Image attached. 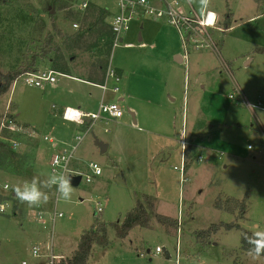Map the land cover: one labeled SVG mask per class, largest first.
I'll return each instance as SVG.
<instances>
[{
    "label": "rangeland",
    "instance_id": "1",
    "mask_svg": "<svg viewBox=\"0 0 264 264\" xmlns=\"http://www.w3.org/2000/svg\"><path fill=\"white\" fill-rule=\"evenodd\" d=\"M178 1L185 9L188 5L196 12L202 8L200 0ZM65 2H68L65 10H58L50 0L0 2V85L4 74L29 63L32 52L41 53L45 38L51 34L53 47L59 45L74 76L101 77L110 63L125 75L133 72L135 77L138 76L139 82L131 85L134 97L146 98L145 85L150 83L162 89V97L154 108L144 101H136L137 126L146 131L142 133L127 125L132 122L127 109L128 99L122 101L115 97L121 96V82L118 83L119 91L108 89L104 93L106 102L115 100L119 103L123 110L120 120L127 126L123 125L118 131L115 146L110 143L103 153H99L94 144L95 135L107 141L120 124L113 122L117 126L112 130L114 125L97 123L94 135L87 133L79 144L73 166L85 171L89 163L95 162L102 174L94 176L91 182L82 180L77 186H71L70 198H65L60 188L57 209L63 216L55 221L54 247L73 252L79 236L98 222L105 223L107 243L103 246L93 244L85 264H264V256L242 251L240 230H227L223 226L208 236L199 233L211 224L223 222H236L251 232L264 233V50H256L264 47V0H210L207 9L217 14L218 27L223 29L209 30L216 52L210 47L193 48L188 53L186 65L176 63L171 55L181 53L182 43L175 28L165 19L134 18L121 36L123 42L112 51L108 22L118 10L117 1L88 0L85 10L79 6L80 0ZM69 6L79 13L80 21L73 16L65 17ZM46 9H53V17ZM103 10L106 11L104 18L100 15ZM226 12L231 14L229 28H225ZM24 14L27 15L25 23L20 22L19 17ZM39 17L45 27L40 40L31 41L30 33L36 30L34 24L28 26L32 22L29 23L28 18ZM91 22L94 27L90 30ZM150 22L154 23L152 27H149ZM79 29L84 34L75 39L72 35ZM138 32L143 34L142 41L147 44L144 48L138 47L142 42L137 41ZM130 42L133 47L126 46ZM44 51L48 57L53 54L51 49ZM46 55L38 57L43 63L40 70L50 68L49 62L41 60ZM185 75L188 78L186 94ZM56 78L58 82L54 87L46 85L44 88L30 86L19 78L14 80L9 91L0 93V120L5 119L4 115L11 107V112L17 113L18 122L36 131L34 138L12 134L20 142L16 146L11 144L16 157L6 162L0 156V204H6L0 212V264H21L22 259L36 264L40 258L33 257L31 247L44 245L42 240L48 239V228H42L34 219L36 211L46 216L51 214L56 197L55 186L47 171L50 151L48 156L42 145L46 142L40 137L48 134L44 124L58 128L63 123L72 127V135L79 134L81 129L75 123L55 114L62 104L75 106L72 104L88 91H91V97L84 109H94L99 99V90L94 84ZM164 85L166 89H163ZM235 87L252 105H259L258 108L253 112L247 108ZM229 94L233 95L232 100ZM158 95L155 93L156 97ZM168 95L175 96L174 100ZM38 131L40 136H36ZM153 133L168 138L159 137L157 146L150 148L144 141L153 138ZM186 144L198 147L201 155L199 157L195 151L186 152V159L183 155L184 174L180 178V171L175 168L182 162L180 156L184 154ZM35 157L42 171L39 175L35 167L33 176H27L29 169L34 168L31 161ZM143 161L146 168L141 170L139 166ZM123 170L128 172V180H125ZM141 172L144 180L139 179ZM33 183L40 192V205L30 207L14 196V189L18 187L23 192ZM5 184L7 189L3 188ZM247 190L249 207L244 216L238 218L236 211L227 212L225 206L229 203L226 199L239 201ZM143 194L156 197L155 211L176 218L179 231L174 227L166 228L151 217L147 228L133 227L127 237L116 236L111 224L120 223ZM98 206L101 212H96ZM156 245L165 248L168 259L164 253L161 258L149 261L130 259L140 252L154 251Z\"/></svg>",
    "mask_w": 264,
    "mask_h": 264
},
{
    "label": "built area",
    "instance_id": "2",
    "mask_svg": "<svg viewBox=\"0 0 264 264\" xmlns=\"http://www.w3.org/2000/svg\"><path fill=\"white\" fill-rule=\"evenodd\" d=\"M118 4V10L111 15L109 19L110 25V38L112 41V51L115 47L122 43V34L129 28L130 21L136 17L149 16L153 19L162 20L165 19L170 25H172L181 40L182 51L181 58L185 65L188 62V53L191 49L200 50L202 48L210 47L213 52H216V46L213 40L210 38V29H220L218 27V16L217 14L209 9L201 8L199 12H196L193 7L188 5V9L181 6V2L178 0H116ZM88 0H80L79 6L83 10L87 9ZM214 14V16L212 15ZM74 27H78L77 23H73ZM129 46L130 44H126ZM224 64V63H222ZM228 70V69H227ZM56 76H65L53 70H42L33 73H28L19 76L17 79L22 78L30 86L44 87L46 85L55 86L57 83ZM185 77L184 94H186L188 78ZM104 82L102 84H94L101 91L100 100L97 107L90 111H83L75 106L63 107L60 117L67 122L75 123L80 129L81 133H76L72 135L71 140H61L56 137H51L47 135L41 136L42 139L49 144L51 153L48 160V174L51 177V184L55 186V202L53 212L46 216L41 211L34 212L35 221L42 225V228H48V239L42 240L44 245H33L32 255L35 259H39L36 264H71L74 253L72 251H59L54 247L53 236L55 221L57 218L63 216V212L57 209V197L60 194L59 190L61 188V180L67 179L69 175H80L81 181L91 182L94 176H99L102 174L100 167L97 163L91 162L87 165L85 171L80 170L73 166L74 156L78 149L79 144L85 137L87 133H91L97 123L119 121L122 117L123 110L118 102L111 101L106 102L104 98V93L110 89L112 92H117L119 90L118 83L120 81L119 77L115 75L113 67L110 63L107 66ZM110 80L112 83L110 84ZM235 91L238 92L252 112L253 109L258 108V106L252 105L246 98L241 94L240 89L235 87ZM229 98L232 99L233 95L229 94ZM186 103V96L184 97V107ZM184 110V109H183ZM85 125V126H84ZM84 126V128L82 127ZM6 128L11 132L18 133L27 137L34 138L36 133L29 126H25L22 122H8L1 121L0 128ZM71 142V144L69 143ZM20 144L19 141H15L13 146ZM182 178L183 172V160L178 168ZM183 169V170H182ZM264 182V178L262 179ZM3 188L7 189L8 185L5 184ZM30 189V188H28ZM0 212L4 211L6 204H0ZM96 212H101V207H96ZM179 212H181L179 210ZM180 228L177 229L179 231ZM164 247L157 246L154 251L146 250V252H140L137 255L131 257L130 259H135L137 261L147 259L161 258ZM176 257L178 256V247L175 250ZM167 259V258H166ZM176 262V261H175ZM21 264H29L27 259H22Z\"/></svg>",
    "mask_w": 264,
    "mask_h": 264
},
{
    "label": "trees",
    "instance_id": "3",
    "mask_svg": "<svg viewBox=\"0 0 264 264\" xmlns=\"http://www.w3.org/2000/svg\"><path fill=\"white\" fill-rule=\"evenodd\" d=\"M0 2H2V0H0ZM50 2L52 4V6H56V8L58 10H62V9L65 10L66 4H68V2H65V0H50ZM69 8H70V6L67 9L68 11L66 12L65 17L69 18V16H73L75 18V20L80 21L79 20V13H77V12H75ZM46 11L51 17H53L50 9H46ZM105 12H106L105 10L100 12V15L103 18H104ZM230 16H231V14L228 12H226L224 14L225 28L230 27V22H231ZM19 17H20V22L21 21H24V23L26 22L27 15H25V14L20 15ZM28 20H29V23L32 21L30 24H28V26L32 27V25L34 24L35 27L33 26V28L36 30V32L30 33V36H29L30 40L32 41V39H34L38 42L40 40L41 33L45 27V24L40 17L38 19L36 18L33 20L31 18H28ZM99 21L101 22L102 20H99ZM88 26L91 27L90 28V30H91L94 27V23L91 22ZM83 34H84V32L81 29H79V31L77 33L73 34L72 37H74L75 39H79L80 37L83 36ZM19 41H20V39H19ZM51 41H52V37L50 34L49 38L47 36L45 38V41L43 42V44L41 46V53L36 54L35 52H32L31 56L29 57V63L27 65H25L22 68H17V69L14 68V70L9 71L6 74H4L3 83L0 85V93L9 91L12 84L14 83V80H16L20 74H22L24 72L42 71V70H40L41 69L40 67L42 66L43 63H41L40 60H38V57H40V54L46 55L47 51H44L45 49L53 50V54L51 57H48L46 55L45 57L41 58V60L43 62H46V61L49 62L48 65L50 68L48 70H53V71H56L58 73L65 75V76H59V77H64L67 79L73 78L72 74L70 73L71 68L69 69L68 61H66L60 53L61 50H60L59 45L55 44L53 47V44L51 43ZM256 50L263 51L264 47L263 46L257 47ZM103 76L97 77V78L90 77V79H85V78H82L81 76H79V77L74 76V77L77 79L79 78V80H84L86 82H91L94 84H102L104 82ZM44 87H41V88H44ZM52 87H54V86H52ZM10 105H11V103H10ZM52 107L54 108V106H52ZM75 107H77V106H75ZM96 107H97V105H96ZM9 109H11V111L13 110V108H11V107H9ZM11 111L9 110V112H7L4 115L5 119H3V121H5L6 123H8L9 121L13 122V123L14 122L21 123V122H18L16 119L17 113L11 112ZM60 115H61V113H60ZM1 121L2 120H0V123H1ZM84 126H82V127L84 128ZM2 131H3V135L1 134V136H0V156L2 158H4V160L6 162H8L9 160L14 159L16 157L15 154L11 151L12 150L11 147H13V146H11V144L13 145V143L17 140V138L13 137V135H16L17 133L11 132L6 128L1 127L0 133ZM3 136H6L7 139L5 140ZM195 152L200 157L201 151H199V149H198V150H195ZM249 198H250L249 190H247V192L244 194V196L239 201H238V199H235V198H230L229 200L226 199V203H229L225 206L227 212L233 213L236 211L238 218H242L248 210ZM155 202H156L155 197H153L149 194L148 195H142L140 200H137L136 203L134 204V206L131 207L130 210L125 214L124 218L121 220L120 223L114 222L111 224L115 230L116 236L119 238L127 237V235L129 234L130 230L133 229V227L147 228L148 221L150 220L151 217H154L158 222L162 223L163 226L166 228L174 227V229H177L178 227L176 226V223H177L176 218H173L171 216H164V215L156 212L155 208H154ZM216 207L221 208L223 210V207H221V205H219V204H216ZM96 224L95 223L92 224V226L89 228V230L84 231L79 236L78 243L75 246V249L73 250L74 257H73L71 264H85L86 260L89 256V253L92 249L93 244L103 246L104 244L107 243V238H106L107 237V231H106L105 223L96 222ZM223 226L227 230H231L232 228H235L236 230H240L241 231L240 244H241L242 251L244 250L246 252L256 254L254 251L255 245L253 243L249 242L250 238L253 240L256 239V236H255L256 233L251 232V231H249L243 227L241 228V226L236 222H229V223L223 222L220 224H211L210 227H208L204 231H200L199 233L204 235V236H208L211 232H216V231L220 230V228ZM259 256H264V251H262L259 254Z\"/></svg>",
    "mask_w": 264,
    "mask_h": 264
},
{
    "label": "crops",
    "instance_id": "4",
    "mask_svg": "<svg viewBox=\"0 0 264 264\" xmlns=\"http://www.w3.org/2000/svg\"><path fill=\"white\" fill-rule=\"evenodd\" d=\"M187 6V5H186ZM190 6V5H189ZM188 7V6H187ZM189 8V7H188ZM153 22H150V24H149V27H152L153 26ZM141 26H143V24H141ZM143 34L141 33V32H138V34H137V41H142L143 40ZM151 38V37H150ZM152 39V38H151ZM128 44H130L128 47H133L134 45H133V43H128ZM146 42H141V43H139L138 44V47L139 48H144V47H146ZM127 46V45H126ZM175 52V51H174ZM171 55L173 56V59H174V61L176 62V63H181V61H182V58H181V53L179 54V53H171ZM129 65V64H128ZM129 67H130V65H129ZM113 69H114V72H115V75H117L118 77H119V79H120V81L119 82H121V85H120V92H121V96H115V97H117V100H122V101H124V99L125 98H127L128 99V102H127V109H128V112H129V115L132 117V122L131 123H128L127 125H129V126H133L134 127V129L137 131V132H142V133H146V131H144L143 129H141L139 126H137V123L139 122V119H138V112H137V107H136V105H135V103H136V101H144V102H146L149 106H150V108L151 107H156L157 106V104H158V102L160 101V99H161V93H162V89H160V88H158V86H155L154 84H149V85H145L146 87H145V92L144 93H147V95H146V98H141V97H134L133 96V93L132 92H134V91H132V89H131V85H132V83L133 82H139V78H138V76H136L135 77V75H134V73L132 72V73H129V74H124L123 73V71L121 70V69H118V68H114L113 67ZM153 74V73H152ZM105 75V74H104ZM72 77L73 78H71V79H73V80H79V78L77 79V78H75L74 77V75L72 74ZM103 79H104V76H103ZM105 80V79H104ZM79 81H81V82H83L84 84H86V85H91V86H94L93 84L94 83H91V82H86V81H84V80H79ZM119 86V85H118ZM140 86V85H139ZM94 87H96V86H94ZM98 90H99V96H98V101L100 100V95H101V91H100V89L98 88V87H96ZM167 87L164 85V87H163V89H166ZM119 91V90H118ZM155 93H159V95L156 97L155 96ZM169 96V98H170V100H174V98H175V96H172V95H168ZM171 96V97H170ZM91 97V91H88L86 94H82L81 95V100H77L76 102H75V104H72V105H75V106H77V107H79L80 109H82L83 111H90V110H88V109H84V107H86V105H88L87 103H88V100H89V98ZM114 98V97H113ZM230 99V98H229ZM233 99V98H232ZM231 99V100H232ZM98 101H97V104H98ZM115 101V100H114ZM96 104V105H97ZM69 105H71V104H62L61 106V110L59 111V112H57L55 115H56V117H58L59 115H60V113H61V111H62V109H63V107L64 106H69ZM96 105H95V107H96ZM162 107V106H161ZM58 118H60V117H58ZM50 121V120H49ZM49 121H47V122H49ZM113 122H116L117 124H120L119 125V127H116V129L111 133V136H110V138H109V140H102V139H100V137H97L96 135H95V138H97V139H99V140H102L103 142H105L106 144H107V148H108V146H109V144L110 143H112V146L114 147L115 146V142H116V140H117V137L119 136L118 135V131L119 130H121V127L124 125V126H127L123 121H109V122H103L102 123V126L104 125V124H111V125H114L113 127H112V130H113V128L115 127V126H117L116 125V123H113ZM62 125H60V126H58V128H52L50 125H49V123L46 125V124H44V129H45V127L47 126V130H48V134H44V135H47V136H49V135H52V137H53V135H54V137L55 136H57L56 138H58V139H61V140H64V141H66V140H70L71 138H72V133H71V130H72V127L70 128L69 126H67V125H64L63 123H61ZM101 124V123H100ZM97 125V124H96ZM95 125V126H96ZM77 126V125H76ZM109 130H110V127H107ZM37 129V128H36ZM94 129V128H93ZM38 130V129H37ZM115 131L117 132V133H115ZM39 132V131H38ZM50 133V134H49ZM94 132L92 131L91 132V134L92 135H94L93 134ZM40 132L39 133H37L36 134V136L37 135H39L40 136ZM154 135H152V137L153 138H151V137H148V139L146 138L145 139V144H146V141L150 144V148H152V147H155V146H157V143H158V138L159 137H161V138H164L165 139V137L166 138H168L166 135L164 136V135H160V134H158V133H153ZM41 137V136H40ZM42 138V137H41ZM95 138H94V140H95ZM154 141V142H153ZM192 142V141H191ZM195 142H196V140H195ZM200 142V141H199ZM42 143H44L43 141H42ZM192 143H194V142H192ZM94 144H95V141H94ZM200 144V143H199ZM43 146H44V148L45 149H47V155H48V153H49V151H50V153H51V149H50V146L49 147H47V144L46 143H44V144H42ZM98 147V146H97ZM193 149H192V148ZM107 148H106V150H107ZM98 149V151H99V153H101L100 152V149H99V147L97 148ZM105 150V151H106ZM195 150H198V147H196V146H193V144H186L185 145V148H184V154H181V156H180V162L184 159V157H185V159H186V155H185V153L187 152L188 154H189V152L191 153V151H195ZM183 155H184V157H183ZM49 156V155H48ZM47 156V157H48ZM95 161V160H94ZM32 166L34 167V168H31V169H29V171H28V174H30V175H27V176H33V172L35 173L36 172V168H38V174L40 175V172L42 171L41 170V165H40V162H37L36 161V157L35 158H33L32 159ZM39 163V164H38ZM47 163H48V161H47ZM36 167V168H35ZM139 168L142 170V169H145L146 168V163L143 161V163L139 166ZM184 168H185V164H184ZM48 171V170H47ZM44 172V171H43ZM123 172V175L125 174V180L127 179L128 180V178L126 177V175H127V173L128 172H126V170H123L122 171ZM143 172V171H142ZM141 172V174L139 175V179L140 180H144V177H143V173ZM37 173L35 174V176L36 175H38ZM34 176V177H35ZM40 177V176H39ZM180 177H181V175H180ZM180 180V179H179ZM129 182V181H128ZM130 183V182H129ZM132 186L133 187H135V183H132ZM132 190V189H131ZM145 191V190H144ZM135 192V191H134ZM138 192V191H137ZM141 192H139V194H140ZM143 195H145V194H143ZM14 196H16V194H14ZM139 197L141 198L142 197V195H139ZM156 198V197H155ZM156 203V202H155ZM40 236V235H39ZM168 255H169V253H168Z\"/></svg>",
    "mask_w": 264,
    "mask_h": 264
},
{
    "label": "clouds",
    "instance_id": "5",
    "mask_svg": "<svg viewBox=\"0 0 264 264\" xmlns=\"http://www.w3.org/2000/svg\"><path fill=\"white\" fill-rule=\"evenodd\" d=\"M200 3L202 8L207 9L210 4V0H200ZM212 15L214 16V14ZM14 190L16 192L17 199L21 203L27 202L30 207L40 205L38 203L40 192L37 190L35 183L32 184L30 189L26 188L23 192H21L18 187ZM61 191L64 193L65 198H70L69 194L72 192V188L67 179L61 180ZM255 236L256 239L253 240L250 238L249 242L255 245L254 251L257 255H259L262 251H264V233H256Z\"/></svg>",
    "mask_w": 264,
    "mask_h": 264
},
{
    "label": "water",
    "instance_id": "6",
    "mask_svg": "<svg viewBox=\"0 0 264 264\" xmlns=\"http://www.w3.org/2000/svg\"><path fill=\"white\" fill-rule=\"evenodd\" d=\"M51 12L53 13V9L51 10ZM95 145L99 147L100 152L103 153L105 152L106 148H107V144L105 142H103L102 140H99L97 138H95ZM80 175H69L67 180L69 181L70 186H77L78 183L80 182ZM163 252L166 255V258L168 259V252L165 250V248H163Z\"/></svg>",
    "mask_w": 264,
    "mask_h": 264
},
{
    "label": "flooded vegetation",
    "instance_id": "7",
    "mask_svg": "<svg viewBox=\"0 0 264 264\" xmlns=\"http://www.w3.org/2000/svg\"><path fill=\"white\" fill-rule=\"evenodd\" d=\"M81 181V180H80ZM79 184V183H78Z\"/></svg>",
    "mask_w": 264,
    "mask_h": 264
}]
</instances>
